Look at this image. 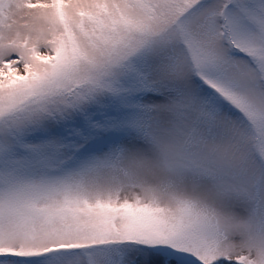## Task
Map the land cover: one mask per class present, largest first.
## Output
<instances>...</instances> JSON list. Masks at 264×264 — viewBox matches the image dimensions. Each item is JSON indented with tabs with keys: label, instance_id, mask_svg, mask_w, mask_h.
Segmentation results:
<instances>
[{
	"label": "snow or ice",
	"instance_id": "6c2138e0",
	"mask_svg": "<svg viewBox=\"0 0 264 264\" xmlns=\"http://www.w3.org/2000/svg\"><path fill=\"white\" fill-rule=\"evenodd\" d=\"M0 264H264V0H0Z\"/></svg>",
	"mask_w": 264,
	"mask_h": 264
}]
</instances>
